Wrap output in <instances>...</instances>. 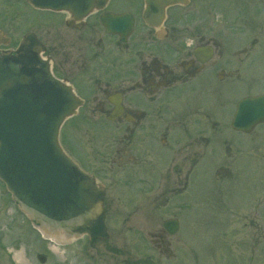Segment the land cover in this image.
Instances as JSON below:
<instances>
[{
    "label": "flooded vegetation",
    "instance_id": "af4514ba",
    "mask_svg": "<svg viewBox=\"0 0 264 264\" xmlns=\"http://www.w3.org/2000/svg\"><path fill=\"white\" fill-rule=\"evenodd\" d=\"M0 1L22 31L0 27V55L48 63L81 101L68 149L103 190L109 236L133 231L169 254L205 181L231 236H264V119L250 121L264 112V0L234 16V0H92L84 16Z\"/></svg>",
    "mask_w": 264,
    "mask_h": 264
},
{
    "label": "water",
    "instance_id": "95a60500",
    "mask_svg": "<svg viewBox=\"0 0 264 264\" xmlns=\"http://www.w3.org/2000/svg\"><path fill=\"white\" fill-rule=\"evenodd\" d=\"M91 5L92 0H40L38 7L83 15ZM27 50L24 45L20 53ZM245 105H239L235 129H244ZM78 106L71 90L51 76L47 63L0 56V181L44 236L87 235L93 242L107 239L103 193L58 143L62 123ZM260 116L251 124L262 121L264 112ZM38 260L45 261L42 256Z\"/></svg>",
    "mask_w": 264,
    "mask_h": 264
},
{
    "label": "rangeland",
    "instance_id": "374dc122",
    "mask_svg": "<svg viewBox=\"0 0 264 264\" xmlns=\"http://www.w3.org/2000/svg\"><path fill=\"white\" fill-rule=\"evenodd\" d=\"M2 6L0 1V8ZM241 8V1L234 0L233 11L228 16H234ZM16 15L8 13L4 21L0 20V27L13 39L22 32L21 13ZM73 121H66L60 132L61 145L69 153L68 134ZM208 184L205 181L191 189L192 193L199 191L200 202L180 215L179 236L169 238V254L153 249L148 236H133L130 231L129 235L126 232L124 236H110L107 242L96 245L101 255L95 257L91 251L89 257L84 239L60 248H53L47 242L42 244L40 236L14 206L0 182V264H40L37 255L46 258L44 264H264V236H231L223 218L225 213L217 216L213 210L212 190ZM225 187L226 184L223 191ZM222 203H225L224 197ZM123 212L128 210L120 209V213ZM123 218L116 224L119 231L124 230ZM235 227L241 225L235 224Z\"/></svg>",
    "mask_w": 264,
    "mask_h": 264
},
{
    "label": "bare ground",
    "instance_id": "6f19581e",
    "mask_svg": "<svg viewBox=\"0 0 264 264\" xmlns=\"http://www.w3.org/2000/svg\"><path fill=\"white\" fill-rule=\"evenodd\" d=\"M51 241L55 243H62L64 240L62 239V236H56V237H51Z\"/></svg>",
    "mask_w": 264,
    "mask_h": 264
}]
</instances>
